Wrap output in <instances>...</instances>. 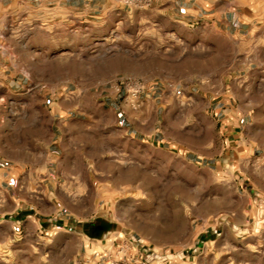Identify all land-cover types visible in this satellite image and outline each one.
<instances>
[{
  "label": "rangeland",
  "instance_id": "rangeland-1",
  "mask_svg": "<svg viewBox=\"0 0 264 264\" xmlns=\"http://www.w3.org/2000/svg\"><path fill=\"white\" fill-rule=\"evenodd\" d=\"M128 51L143 52L142 48L128 50L122 40L111 47H89L86 65L78 56L84 50L69 51L61 45L52 50L49 61L42 57L43 63L38 64V58L30 53L25 57L34 69V74L27 72L30 80L26 87L54 91L45 104L71 107L75 110L71 119L85 121L86 132L79 134L83 145L80 160L65 162L63 170L66 174L75 167L78 174L34 178L38 189H24L22 195L28 203L13 217L31 220L37 228L23 231L21 243L0 246V264H209L207 254L216 247L230 217L225 211L258 208V153L240 170L238 160L229 162L225 155L208 158L212 152L215 155L218 145L211 153H194L202 150L205 142L216 140L214 125L229 113L205 109L216 98L191 96L189 87L200 82L186 78L190 71L212 73L220 79L215 83L217 90L233 94L234 108L240 103L257 104L250 119L256 126L258 65L250 67L243 58L227 65L176 64L160 57L159 50H151L149 64L132 65ZM112 70L124 76L117 81L97 78L99 72L108 77ZM143 73L168 78L146 81L138 78ZM223 76L228 81L222 82ZM128 77L143 84L137 100L118 96L117 87ZM153 86L162 89L156 97L162 105L156 123L170 141L161 149H148L119 134L107 112L110 91L115 99L138 109L142 95ZM177 143L179 147L174 145ZM230 163L236 166L231 175L227 170ZM104 226L108 230L100 234ZM256 230V225H249L232 232L242 239ZM222 243H233L238 251L236 260L229 264H264V252L258 257L245 255L238 249L239 243ZM212 264H228V259L219 256Z\"/></svg>",
  "mask_w": 264,
  "mask_h": 264
},
{
  "label": "crops",
  "instance_id": "crops-1",
  "mask_svg": "<svg viewBox=\"0 0 264 264\" xmlns=\"http://www.w3.org/2000/svg\"><path fill=\"white\" fill-rule=\"evenodd\" d=\"M122 40L128 50H143L141 54L127 52L132 65L149 64L151 50H159L160 57L176 64L227 65L243 58L250 67L258 65L256 126L250 119L257 104L240 103L234 108L233 94L217 90L215 83L220 79L212 73L190 71L186 77L200 82L189 87L191 96L204 94L216 98L205 109L213 107L216 113H229L214 125L216 140L205 142V147L194 153H211L218 145L215 155L212 152L208 158L225 155L229 162L238 160L239 170L258 153V208L225 211L230 217L216 247L207 254L211 258L209 264L219 256L228 259V264L236 260L238 251L233 243L225 246L223 241L233 240L239 243L240 252L258 257L264 252V0H153L146 7L128 5L127 0H0V101H8L0 102V246L21 243L23 231L36 230L33 221L13 217L28 203L22 195L24 189H38L34 178L78 174L75 167L70 173L63 170L65 162L80 160L83 145L79 134L86 132L85 121L71 119L75 113L71 107L45 104L48 97H54V91L26 87L30 80L27 72L34 74V69L25 57L30 53L40 64L42 57L49 61L52 50L61 45L69 51L84 50L78 56L86 65L89 47H111ZM82 71L86 75L87 67ZM99 74V80L117 81L124 76L118 70H112L108 77ZM138 78L163 81L168 77L143 73ZM226 80V76L221 79ZM161 91L159 86L149 87L138 109L115 99L110 91L107 112L118 133L148 149H161L170 143L156 123L162 106L156 97ZM100 122L104 120L101 118ZM72 152L74 157L70 156ZM235 168L230 163L228 174L234 173ZM249 225H256L258 230L245 238L239 239L241 235L232 232L233 228ZM107 230L108 227H102L100 234Z\"/></svg>",
  "mask_w": 264,
  "mask_h": 264
},
{
  "label": "built area",
  "instance_id": "built-area-1",
  "mask_svg": "<svg viewBox=\"0 0 264 264\" xmlns=\"http://www.w3.org/2000/svg\"><path fill=\"white\" fill-rule=\"evenodd\" d=\"M153 0H129L128 4L140 7L149 6ZM118 96L122 98L137 100L138 97L143 93V84L134 78L128 77L121 81L117 87ZM181 95V91L177 92ZM144 264V263H142Z\"/></svg>",
  "mask_w": 264,
  "mask_h": 264
}]
</instances>
